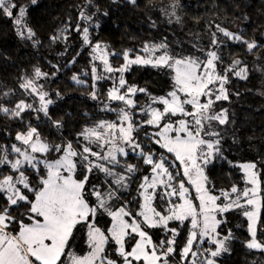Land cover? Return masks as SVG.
<instances>
[{"label": "snow or ice", "instance_id": "1", "mask_svg": "<svg viewBox=\"0 0 264 264\" xmlns=\"http://www.w3.org/2000/svg\"><path fill=\"white\" fill-rule=\"evenodd\" d=\"M27 11L16 0H0V16L12 20L20 39L33 40ZM94 16L81 10L79 20L99 28ZM75 31L91 48L90 98L100 100L98 82L111 81L100 105L115 119L97 120L74 140L59 143L28 122L13 143L0 144V264H218L235 238L231 229L223 234L221 226L228 223L226 214L237 210L247 221L245 246L264 252L257 238L258 231L264 232V158L227 161L240 170L242 187L233 182L217 189L208 174L210 166L226 160L222 126L229 114L216 106L229 101L231 76H248L240 59L226 65L221 49L231 43L253 53L256 41L216 25L207 46L193 44L200 55L174 54L164 42L145 43L137 53H116L101 41L93 44L88 26L78 23ZM113 56L123 62L114 66ZM133 66L161 72L167 89L157 95L130 84L125 73ZM47 75L36 68L19 85L38 107L22 99L13 108L0 105V113L21 124L25 112H35L37 119L43 113L61 129V121L49 115L53 100L38 83ZM72 80L84 83L77 75ZM141 94L147 97L144 104L136 99ZM131 156L142 163L144 175H136L141 168L129 163ZM136 180L137 195L128 199L125 193ZM182 229L187 236L178 250Z\"/></svg>", "mask_w": 264, "mask_h": 264}, {"label": "trees", "instance_id": "2", "mask_svg": "<svg viewBox=\"0 0 264 264\" xmlns=\"http://www.w3.org/2000/svg\"><path fill=\"white\" fill-rule=\"evenodd\" d=\"M16 2L27 7V24L36 35L33 40L20 39L12 20L0 16V105L13 108L23 99L38 107V100L24 94L19 85L23 77H31L39 68L48 74L38 83L53 100L49 105V115L52 120L61 121L63 127H53L43 113L37 119L35 112H25L24 124L0 113V144L13 143L16 132L28 122L38 126L44 137L59 143L61 139L74 140L83 127L97 120L115 119L114 112H103L100 105V101L106 98L111 81L98 82L100 100L90 98L91 48L83 46L81 33L75 31L78 23L89 27L93 44L101 41L110 52L121 53L131 49L137 53L145 43L164 42L174 54L195 52L197 55L200 53L196 52L193 44L207 46L211 33L216 31V25H220L241 33L245 39L255 40L261 47L253 53L239 44L229 43L227 48L221 49L226 65L233 59H240L250 73L246 84L240 85L241 89L235 88L233 76L227 86L230 98L222 107L228 109L229 123L224 127L221 145L226 160L210 166V180L217 189L230 188L233 182L241 186L240 170L231 167L227 161L246 162L264 158V62L260 61L264 55V10L257 9L264 7V0H137L135 5L128 0H92L91 5L87 0H37L35 5L31 0ZM173 8L175 15H171ZM81 10L95 13L93 24L98 23L99 28L79 22ZM104 12L108 15H103ZM52 37L57 39L53 41ZM73 58L75 63H70ZM110 60L114 66L123 62L115 56ZM86 72L88 75H84ZM73 75L84 83H75ZM125 76L130 84H138L157 95L168 86L167 77L147 66H133ZM243 86L248 90L243 91ZM136 99L139 104L147 101L143 94ZM129 163L139 164L141 171L138 173L144 172V166L136 157L131 156ZM138 183L139 180L134 181L130 193H125L128 199L134 197ZM226 215L228 223L222 225L220 231L227 234L231 229L235 238L229 241L230 251L217 258L218 264H264V252L245 246L250 236L244 217L238 210ZM261 219L264 223V214ZM186 236L187 229H182L177 238L178 250L183 247ZM257 238L264 242V232L258 231ZM175 259L178 261V256Z\"/></svg>", "mask_w": 264, "mask_h": 264}, {"label": "rangeland", "instance_id": "3", "mask_svg": "<svg viewBox=\"0 0 264 264\" xmlns=\"http://www.w3.org/2000/svg\"><path fill=\"white\" fill-rule=\"evenodd\" d=\"M255 5H258V4H255ZM257 9H259V10H261V11H263L264 10V7H258ZM79 22H82L81 20H79ZM84 22V21H83ZM80 24V23H79ZM82 43H83V41H82ZM257 45H258V48L257 49H259L260 47H261V44L260 43H258L257 42ZM83 46H84V44H83ZM68 47V46H67ZM65 49H66V47H65ZM255 50V49H254ZM260 61L261 62H264V55H263V58H260ZM255 65V64H254ZM248 69V68H247ZM252 69H254V68H252ZM249 73H250V71L248 70V75H249ZM248 77V76H247ZM233 78H234V81H236V82H234L235 83V85H236V87L235 88H238V89H241V87H240V85L242 84V85H245L246 84V81H247V79H244V80H241V79H239V78H236V77H234L233 76ZM252 82L254 81L253 79L251 80ZM257 82L258 81H255V84H257ZM229 85H230V83H229ZM233 86H234V84H232ZM228 85H226V87H227ZM166 90V89H165ZM233 89H231V91H232ZM243 91H247L248 90V88H247V86H243V89H242ZM262 96H264V95H262ZM228 101H220V102H218V104H217V107H219V108H221L222 106H223V103H227ZM219 108H217V109H219ZM224 108V107H223ZM226 125H224V126H222L223 127V129H224V127H225ZM15 137V136H14ZM254 151V150H253ZM0 171H2V169H0ZM145 174V172H143L142 174L141 173H137L136 175L137 176H142V175H144ZM243 185H241V187H242ZM137 195V192L135 191V194H134V196H136ZM105 219H107V218H105ZM102 223H103V221H102ZM81 247H84L85 248V250H86V246L85 245H81ZM179 258V257H178ZM219 258V257H218Z\"/></svg>", "mask_w": 264, "mask_h": 264}, {"label": "crops", "instance_id": "4", "mask_svg": "<svg viewBox=\"0 0 264 264\" xmlns=\"http://www.w3.org/2000/svg\"><path fill=\"white\" fill-rule=\"evenodd\" d=\"M255 250V249H254Z\"/></svg>", "mask_w": 264, "mask_h": 264}]
</instances>
